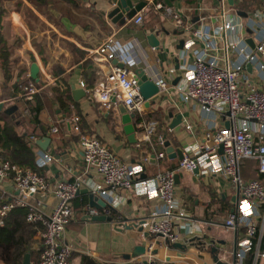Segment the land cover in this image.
<instances>
[{
    "label": "crops",
    "instance_id": "0c3cea01",
    "mask_svg": "<svg viewBox=\"0 0 264 264\" xmlns=\"http://www.w3.org/2000/svg\"><path fill=\"white\" fill-rule=\"evenodd\" d=\"M139 1L126 0L130 7ZM144 1L147 4L140 10L143 21L135 24L132 18L113 23L101 14L100 11L107 13L119 5V0H0V49L7 53L10 71L9 78H6L0 58V102L3 105L0 111L6 114L5 111L9 110V118L15 120L18 131L28 139L31 136L51 138L49 146L60 158H54L40 170L49 182L59 179L72 182L82 171L79 134L70 130L67 124L72 116L80 118L81 132L94 135L122 161L131 164L141 162L143 170L137 179L150 178L177 165L178 157L169 158L159 141L163 134L174 148L187 152L189 146L198 144L214 125L212 114L182 101L177 93L170 99L157 92L148 105L144 100L143 114L132 120L136 142H130L122 123V103L106 108L93 97L92 92L105 80L111 68L118 67L114 63L117 58L105 61L96 50L113 35L116 40L127 44L131 52L124 63L125 68L135 70L142 67L153 80L163 77L172 86L183 84V68L193 63L195 51H200L203 42L195 41L189 51L183 52L178 48L180 40L190 39L196 29L215 26L222 11L231 16L236 12L245 18L261 0H245L243 9L236 8L241 0H233L232 3L228 0H174L172 8L183 15L184 28H177L169 17L153 9V3H165L164 0ZM148 33H153L159 40L158 48L148 44ZM240 36L244 40L250 38L249 30L244 29ZM33 62L39 70L38 81L29 76ZM81 81L84 87L80 86ZM30 82L38 87L36 96L41 106L36 122L29 112V105L37 102L36 96L30 104L20 97L22 88ZM177 116H181V122L170 129ZM138 121L154 125L150 141L143 140V130L137 126ZM188 123L191 124L190 129L186 128ZM53 126L58 128L56 133L51 132ZM34 152L36 156V153L44 151L35 145ZM160 152L166 155V159L152 160L150 155L154 153L156 157ZM147 157L148 161L144 162ZM251 162H241L240 175L244 179H258L264 185V174L258 178L243 175V168ZM253 162L256 168V161ZM177 175L176 197L191 222L201 227V234L189 235L180 229L178 242L185 244L186 249L156 248L154 257L163 259L164 264H212L218 257L229 259L228 254L236 248L239 232L226 229L223 223L227 213L235 208L236 188L218 175L197 176L184 170ZM85 179L91 182L97 178L90 172ZM0 191L1 199H9L17 193L11 183L1 181ZM89 195L88 189L82 186L72 200L73 217L65 229V240L73 247L72 261L83 264L82 258L87 256L97 264H127L129 259L124 256L131 253L136 245L144 246L150 235L145 236L136 228H121L118 224L124 226L148 217L160 209L162 203L133 191L124 192L120 206L108 214L100 211L99 215L110 217V220L94 221L82 210L89 205ZM34 239L33 246L38 248V230ZM212 248H216L215 252ZM0 264L3 263L0 261ZM256 264H264V258H259Z\"/></svg>",
    "mask_w": 264,
    "mask_h": 264
},
{
    "label": "built area",
    "instance_id": "2783aa9c",
    "mask_svg": "<svg viewBox=\"0 0 264 264\" xmlns=\"http://www.w3.org/2000/svg\"><path fill=\"white\" fill-rule=\"evenodd\" d=\"M152 7L169 17L177 28L185 27L183 15L172 6L157 2ZM132 19L135 24H141L143 15L138 11ZM244 29L249 30L253 47L240 36ZM195 41H202L203 47L195 51L193 63L183 68V84L172 86L163 77L154 79L159 94L171 99L177 93L182 101L198 106L214 119V125L204 133L202 140L189 146L174 168H166L150 178L137 179L143 164L122 161L94 135L81 132L78 116L67 120L69 129L79 134L83 158L82 171L74 181L49 182L35 168L20 166L0 155V181L11 183L17 192L9 199H1L0 225L12 209H26V220L41 226L38 264H75L71 259L73 247L65 240V229L73 217L72 200L82 186L105 202L102 208L84 206L82 210L88 217L99 215L100 211L108 214L120 206L124 192L133 191L159 200L160 209L135 222L150 237L145 239V252L129 259L127 264H164L163 259L154 257V249L167 248L165 241L178 242L180 229L189 235L201 234V227L191 222L176 197L177 172L194 173L196 169L197 176H222L237 190L235 208L227 213L223 223L226 229L239 232L236 248L228 254L229 259L218 257L216 260L245 264L252 256L251 264H256L259 258H264V185L258 179H244L240 175L243 160L256 161L258 173L264 174V0L245 18L236 12L231 16L222 11L215 26L194 30L181 50L189 51ZM126 45L110 35L96 52L105 61L117 58L125 63L131 54ZM247 64H251L250 71ZM80 86L84 87L82 81ZM37 92L38 87L30 82L22 88L20 97L30 104ZM92 94L106 108L121 102L127 112L135 116L144 112V99L132 69L112 67ZM137 126L143 130V140L150 141L154 125L138 121ZM186 128L190 129L191 124ZM57 131V127L51 128V132ZM29 140L35 145L37 138L31 136ZM219 146L223 149L221 154ZM155 158L166 159V155L160 152ZM53 160L47 151L36 153L35 166L42 168ZM90 172L97 178L91 182L85 179ZM118 225L123 226L122 223Z\"/></svg>",
    "mask_w": 264,
    "mask_h": 264
},
{
    "label": "trees",
    "instance_id": "16d2710c",
    "mask_svg": "<svg viewBox=\"0 0 264 264\" xmlns=\"http://www.w3.org/2000/svg\"><path fill=\"white\" fill-rule=\"evenodd\" d=\"M244 5L246 6L245 0H241L236 8L243 9L245 8ZM2 50L0 49V58L2 59L6 78H9L10 71L6 62L7 53ZM36 101L35 105H29V112L34 122H36L37 113L41 108L37 96ZM6 114L0 111V155L9 158L12 162L20 166H29L40 172L42 168L35 166V145L25 134L18 131L15 120L9 118L10 114ZM243 161L249 162V160ZM251 161L250 164L245 166V169L242 167L243 175L258 178L261 174L258 173L257 167L255 168L253 160ZM25 215V208L16 207L3 217V224L0 225V261L3 264H21L25 254L28 252L32 264H38L40 248H34L33 245L35 243V233L41 226L28 222ZM247 259L246 264H251L252 256H249ZM82 262L83 264H97L87 256H83ZM165 264L171 263L166 262Z\"/></svg>",
    "mask_w": 264,
    "mask_h": 264
},
{
    "label": "water",
    "instance_id": "95a60500",
    "mask_svg": "<svg viewBox=\"0 0 264 264\" xmlns=\"http://www.w3.org/2000/svg\"><path fill=\"white\" fill-rule=\"evenodd\" d=\"M173 1L174 0H164V2L168 5V6H172L173 5ZM230 3L233 2V0H228ZM147 2L144 0L139 1L137 4H135L134 6L130 7L127 5L126 0H119V5L114 6L109 12L105 13L104 11H100L101 14L106 15L108 18L111 19V21L113 23H122L124 22L125 19H130L132 18L138 11H140L144 6H146ZM241 15H245L243 12H240ZM146 39L148 40V44L151 47H155L158 48L159 47V40L156 38V36L153 33H148L146 35ZM245 42L250 46L253 47V42L251 40V38H246ZM184 44V40L181 39L178 45V48L182 49ZM114 63L120 67L123 68L125 66V64L123 62H119L118 59L114 60ZM247 69L248 71L251 70V64H247ZM38 67L37 64L35 62H33L30 66L29 69V76L30 78H32L35 81H38ZM136 77H137V82L139 85V92L142 96V98L146 101V105L149 104L150 98L153 95H156L158 92V87L156 86V84L154 83V80L151 78L149 72H146V70L142 67L139 68H135L134 70ZM176 80H178V78H176ZM80 95H83V93ZM2 103L0 102V109L2 108ZM6 113H10L9 110L5 111ZM120 112L122 113V123L124 124V131L127 134V138L129 139L130 142L135 143L136 139H135V127L134 124L132 122L133 118L135 117V114L133 113H129L127 112L126 108L124 106H121L120 108ZM181 122V116H177V120H175L173 122V124H171L169 126L170 129H173L176 125H178ZM227 123V122H226ZM225 123V124H226ZM160 140L162 141V145L165 147V152L167 153L169 158H173V157H178V159L180 160L183 157V152L180 148H174L170 141L166 139V135L163 134L160 138ZM50 142H51V138L50 137H41L39 139H37L35 141V145L41 149L42 151H47L49 152V154H51L54 158H60V155L57 154L55 152V150H53L52 148H50ZM223 149L222 146H219L218 148V153H222ZM150 157L152 158V160L155 159V154L152 153L150 155ZM198 172V170L196 169L194 171V173L196 174ZM177 177L178 175H175V182L177 183ZM237 196L234 197L235 201H236ZM234 201V204H235ZM89 206L91 207H96V208H102L105 206V202L104 200H102L101 198H97L96 196H94L93 194L89 195ZM91 220L94 221H104V220H110V217H106L104 215H95V216H90L88 217ZM136 224L135 222L131 223V224H125L124 228L126 229H132L135 228L139 231V232H143L145 236L148 235L147 232L143 231L142 227L140 225ZM121 227V228H122ZM167 248H178V249H186V245L185 244H181L180 242H176V243H172L169 244L167 241H165ZM216 248H212V252H215ZM145 252V247L142 245H136L133 248V251L129 254H126L124 256L125 259H130V258H134L137 256L142 255ZM153 254L157 253V250L154 249L152 251ZM169 260V257L166 258V261ZM216 262L218 264H227V263H222L218 260H216ZM30 254L29 252L25 254L24 259L22 261V264H30Z\"/></svg>",
    "mask_w": 264,
    "mask_h": 264
},
{
    "label": "rangeland",
    "instance_id": "374dc122",
    "mask_svg": "<svg viewBox=\"0 0 264 264\" xmlns=\"http://www.w3.org/2000/svg\"><path fill=\"white\" fill-rule=\"evenodd\" d=\"M251 177H253V176H251Z\"/></svg>",
    "mask_w": 264,
    "mask_h": 264
}]
</instances>
